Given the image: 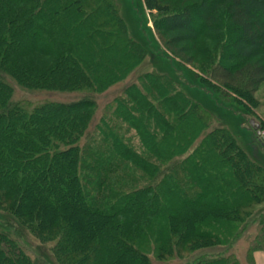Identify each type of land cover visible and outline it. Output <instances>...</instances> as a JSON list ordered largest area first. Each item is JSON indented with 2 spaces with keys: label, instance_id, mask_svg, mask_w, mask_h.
<instances>
[{
  "label": "trees",
  "instance_id": "trees-1",
  "mask_svg": "<svg viewBox=\"0 0 264 264\" xmlns=\"http://www.w3.org/2000/svg\"><path fill=\"white\" fill-rule=\"evenodd\" d=\"M114 1L0 0V214L52 243L58 264H184L237 236L264 202V169L153 65L169 56L191 67L201 28L221 46L208 80L219 94L253 100L264 82V0H185L174 10L140 0L165 53L150 56ZM256 252L264 224L247 264ZM0 264L30 262L0 235Z\"/></svg>",
  "mask_w": 264,
  "mask_h": 264
},
{
  "label": "rangeland",
  "instance_id": "rangeland-1",
  "mask_svg": "<svg viewBox=\"0 0 264 264\" xmlns=\"http://www.w3.org/2000/svg\"><path fill=\"white\" fill-rule=\"evenodd\" d=\"M118 1L121 4V8L118 11L119 16L132 41L146 50V56H150L151 51L155 55L164 53L159 47L160 43L155 32L153 24L155 19L145 11L140 0H116L114 3H119ZM166 1L171 4L170 7L174 10L179 9L185 0ZM192 2L193 0H188L187 3ZM35 21L32 26L36 25ZM195 22L199 24L197 19ZM197 31L196 41L193 44L195 59L191 67L183 66L178 61L165 56L166 60L163 58H161L163 59L161 62L155 60L154 69L163 70L162 73H166L170 77L176 78V81L181 82L184 90L187 88L190 95H192L191 97L196 98L195 101L202 109L208 110L211 116L218 118L222 126L230 128V134L236 138L245 155L264 169V142H261L258 138L255 141L253 136L254 130L250 126L251 120H254L258 125L261 122L264 123V82L259 86L253 100L219 94L214 84L208 80L206 72L209 65L220 59L221 46L217 39L203 34L201 28H198ZM24 43H28L30 46L33 45L30 43L29 37ZM149 59L148 57L144 60L142 68L144 71L152 70V61L149 62ZM4 83L15 85V82L7 78H4ZM20 97L35 100L43 99L42 97L44 96L41 94L38 96L22 94ZM54 97L55 99L62 100L67 96L56 94ZM75 100L77 98L72 99V101ZM47 119H53V117L50 116ZM23 120L24 118L21 117L18 119V122L21 123ZM260 133L263 137V132L261 131ZM214 139L218 140L219 137L215 136ZM262 217H264V202L257 205L253 209L252 214L244 218L243 224L238 229H235L237 236L230 238L226 245L216 248L209 247L195 252L186 258L184 264H192L197 257H202L204 260H228L231 258L237 264H247L248 248L260 229L261 224H264L262 223ZM0 235L7 237L13 243L19 245L25 252L30 264H58V261L55 259L52 243L37 241L27 229L20 228L17 224L11 223L3 218L2 214H0ZM173 262L172 260H166L159 264H173ZM174 264L178 263L175 262Z\"/></svg>",
  "mask_w": 264,
  "mask_h": 264
},
{
  "label": "crops",
  "instance_id": "crops-1",
  "mask_svg": "<svg viewBox=\"0 0 264 264\" xmlns=\"http://www.w3.org/2000/svg\"><path fill=\"white\" fill-rule=\"evenodd\" d=\"M255 264H264V252H256L253 255Z\"/></svg>",
  "mask_w": 264,
  "mask_h": 264
},
{
  "label": "water",
  "instance_id": "water-1",
  "mask_svg": "<svg viewBox=\"0 0 264 264\" xmlns=\"http://www.w3.org/2000/svg\"><path fill=\"white\" fill-rule=\"evenodd\" d=\"M250 126L255 131L256 136L257 137H261L260 130H259L260 129V126L254 120H251ZM260 140L262 142H264V138L261 137Z\"/></svg>",
  "mask_w": 264,
  "mask_h": 264
}]
</instances>
